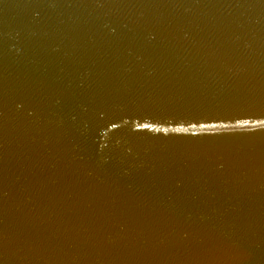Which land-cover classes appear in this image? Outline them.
I'll return each instance as SVG.
<instances>
[{
  "label": "water",
  "instance_id": "1",
  "mask_svg": "<svg viewBox=\"0 0 264 264\" xmlns=\"http://www.w3.org/2000/svg\"><path fill=\"white\" fill-rule=\"evenodd\" d=\"M0 264H264V0H0Z\"/></svg>",
  "mask_w": 264,
  "mask_h": 264
}]
</instances>
